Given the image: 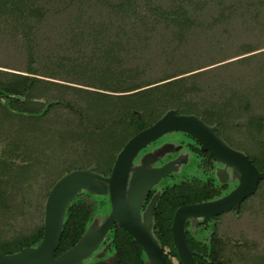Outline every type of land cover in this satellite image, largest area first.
Segmentation results:
<instances>
[{
    "label": "trees",
    "instance_id": "1",
    "mask_svg": "<svg viewBox=\"0 0 264 264\" xmlns=\"http://www.w3.org/2000/svg\"><path fill=\"white\" fill-rule=\"evenodd\" d=\"M227 1L0 0V214L10 213L13 198L22 194L28 209L43 215L39 224L0 239L1 254H14L41 241L45 201L57 180L76 169L107 177L127 140L170 109L214 126L226 144L264 171L262 84L258 82L257 88L246 82L247 86L230 75L222 81L208 77L264 50L256 52L257 45L247 44L231 56L239 58L222 64L212 66L231 57L177 71L165 69L168 60L175 59L173 52L182 47L185 31L207 9H215L212 23L237 15L233 10L241 1ZM261 1L253 5L248 20L260 21ZM196 151L203 157L200 167L211 169L212 156ZM263 183L264 179L258 181L239 210ZM231 187L206 178L161 189L151 231L168 264L170 256L180 264L170 230L175 209L215 198ZM104 198L108 204V195L87 189L74 195L64 213L55 256L77 243L95 210L104 207ZM195 226L204 229L205 223ZM217 237L213 232L202 244L185 230L197 264H224L220 249L227 241ZM108 238L118 264H149L118 224L109 229Z\"/></svg>",
    "mask_w": 264,
    "mask_h": 264
},
{
    "label": "water",
    "instance_id": "2",
    "mask_svg": "<svg viewBox=\"0 0 264 264\" xmlns=\"http://www.w3.org/2000/svg\"><path fill=\"white\" fill-rule=\"evenodd\" d=\"M215 129L195 115L177 114L174 109H170L153 124L127 140L116 155L109 176H101L90 169H76L65 174L56 181L47 195L41 241L34 247H24L14 254L0 253V264H75L96 247L114 222L130 234L149 264H168L151 231L157 195L151 199L142 219L140 208L148 189L175 169V161L157 168L145 167L148 162L158 160V157L147 154L141 166L133 169L132 164L139 151L173 131L193 137L199 142L200 150L207 151L214 160L231 169L237 179V185L223 196L180 206L173 214L170 230L177 258L180 264H197L194 258L197 253L188 247L185 239L186 220L212 219L231 209L237 213L239 204L253 194L258 181L264 179V171H258L242 151L226 144ZM132 169L133 174L129 179ZM80 189H87L97 195L108 193L111 211L97 231L86 230L76 244L55 257L65 210ZM113 264H117V261Z\"/></svg>",
    "mask_w": 264,
    "mask_h": 264
},
{
    "label": "rangeland",
    "instance_id": "3",
    "mask_svg": "<svg viewBox=\"0 0 264 264\" xmlns=\"http://www.w3.org/2000/svg\"><path fill=\"white\" fill-rule=\"evenodd\" d=\"M224 1V0H223ZM230 0L227 1V4ZM239 8H234L232 17H223L220 21L212 23L215 16V9L203 13V18L186 30L188 35L184 37V43L178 51H174V60L169 59L165 69L168 71L185 69L186 67H195L196 65H205L211 61H219L226 56L231 57L234 53L239 52L245 45H257L260 49L256 52L264 50V11L260 21L248 20V14L252 16L253 5L262 4L261 0H240ZM237 2V1H235ZM221 3V0H220ZM252 10V12H251ZM225 13V12H224ZM247 16L242 18L241 16ZM224 16H227L225 14ZM162 45V42H161ZM155 48V52H158ZM167 52V48L164 49ZM239 57H231L225 61L216 63L212 66L225 63L237 59ZM237 60L229 66H224L220 71L209 73V76H215L216 81L227 80L228 76L233 79H240L244 84L249 82L250 86L258 88V82L262 84L264 89V54H258L250 57L245 63H239ZM208 66L206 68L212 67ZM205 69V68H203ZM155 70V69H154ZM154 70H151L153 73ZM150 72V71H149ZM223 73V74H222ZM220 77V78H219ZM246 84L247 86H249ZM180 142H183L181 144ZM192 139L188 138L181 132H169L159 137L152 143L148 144L143 151H148L153 157H162L164 155L183 156L186 162L183 163L170 175L162 177L158 181V188H164L170 184L179 183L180 181L195 182L204 181L206 178H212L217 185L222 182H228L231 186L235 184V179L228 180L229 168L222 163L214 162L211 170L202 169L199 161L203 158L200 154L193 155L187 149L186 144H194ZM234 148V147H233ZM249 150V149H248ZM249 152H252L249 150ZM231 178V177H230ZM226 180V181H225ZM237 185V184H236ZM233 189V188H232ZM103 195V194H102ZM102 208L96 209L94 216L103 218L109 213V205L105 201ZM13 207L10 213L2 216L0 214V239L13 236L23 231L24 228L32 227L41 222V210L35 212L36 208L30 207L29 201L25 197L15 195L13 198ZM264 183L254 196L249 197L242 205L238 213L224 212L213 219L198 218L193 222L205 223V228L200 229L197 226H189L188 222L185 230L190 232V236L198 243H206L209 241L213 232L220 236L219 239L226 242L220 249L224 256V264H261L264 261ZM32 213V214H31ZM36 213V214H35ZM39 213V214H37ZM195 224V223H194ZM188 235V234H186ZM168 249H166V252ZM107 255H112V249L107 250ZM260 260L261 262H254ZM171 264H179L178 261L170 256Z\"/></svg>",
    "mask_w": 264,
    "mask_h": 264
},
{
    "label": "flooded vegetation",
    "instance_id": "4",
    "mask_svg": "<svg viewBox=\"0 0 264 264\" xmlns=\"http://www.w3.org/2000/svg\"><path fill=\"white\" fill-rule=\"evenodd\" d=\"M178 132V131H176ZM182 133V132H181ZM185 136H187L188 138L191 139V137L185 133H183ZM195 140V139H194ZM192 139V141H194ZM198 142V141H197ZM181 144H183V142H180ZM194 144H186L187 145V149H189L190 153L193 155L196 154L198 155L196 149L199 148L200 149V144L198 142V144L195 143V141L193 142ZM202 151V150H201ZM147 154H151L149 153L148 151H143V149L141 151H139V153L137 154V156L133 159V164H132V168L135 169L139 166L142 165V161L144 160V157L147 155ZM169 161H175L174 162V166H175V169L174 171L179 168L183 163L186 162V158L183 157L182 155L181 156H173V155H164L162 156L161 158H158V160H155V161H150L148 162L147 166L145 167H151V168H157V167H160L161 165L169 162ZM216 160H214L215 162ZM213 162V163H214ZM217 162V161H216ZM213 163L211 165V167L209 168H213ZM204 165L203 164V160L201 158V160L199 161V166L200 165ZM133 169L130 171L129 173V179L130 177L132 176L133 174ZM209 169V170H211ZM208 170V171H209ZM231 170V169H230ZM172 173V171L168 174L170 175ZM109 176V175H108ZM231 177V178H230ZM210 178V177H208ZM225 179H228L229 181L230 180H234L235 179V184L226 192L228 193L232 188H234L237 184V179L236 177L232 174V171H229L228 175L225 176ZM212 180V178H211ZM213 182V181H212ZM231 182V181H230ZM223 183V182H222ZM221 183V184H222ZM158 182L156 184H153L147 191V193L145 194L144 198H143V201H142V205H141V208H140V217L141 219L143 218V215H144V212L147 208V206L149 205L151 199L153 198L154 195H157V200L159 198V195H160V192H161V188H158L157 186ZM216 184V183H215ZM153 191V193H151ZM226 193H223L222 195L220 196H223L224 194ZM105 195V194H104ZM106 195H108V193H106ZM220 196H217L215 198H212V199H216ZM212 199H209V200H212ZM157 200L155 201V205H156V202ZM209 200H205V201H209ZM108 202H109V196H108ZM201 202H204V201H201ZM199 203V202H197ZM187 204H193V203H187ZM187 204H184V205H187ZM109 205V213L111 211V207H110V203H108ZM184 205H181V206H184ZM240 205V204H239ZM155 207V206H154ZM180 207V206H179ZM178 208V207H177ZM176 208V209H177ZM175 209V210H176ZM239 210V209H238ZM232 211L234 214L236 213L233 209L229 210L228 212ZM175 212V211H174ZM109 213H107V215H105L103 218H98V217H95L93 215L92 219L90 220V223L88 224V227L86 230L88 229H91L92 231H97L100 226L102 225V223L106 220V218L108 217ZM174 214V213H173ZM218 216V215H217ZM216 217V216H214ZM213 217V218H214ZM173 218V216H172ZM212 218V219H213ZM198 219V218H197ZM204 219H207V218H204ZM194 221V219L192 218H189L186 220L185 222V226L188 222V225L191 226L192 222ZM172 222V221H171ZM194 223L196 222H193V226L195 225ZM114 224H118L117 222H114L109 228L108 230L105 232L104 236L102 237V239L99 241V243L96 245V247L84 258H82L79 262H76L75 264H113L114 261L116 260L117 261V264H118V260H117V256L114 254L113 252V248L111 246V241L110 239L108 238V232H109V229L111 227H113ZM120 226V224H118ZM185 226H184V232H185ZM125 232H127L122 226H120ZM85 233V232H84ZM83 233V234H84ZM82 234V235H83ZM127 234L130 236V234L127 232ZM217 236V235H216ZM131 237V236H130ZM219 237V236H218ZM217 237V238H218ZM132 238V237H131ZM80 239V238H79ZM133 239V238H132ZM134 240V239H133ZM136 243V242H135ZM112 249V255H107V250L109 249ZM66 251V250H65ZM195 252V251H194ZM63 253V252H62ZM60 255V254H59ZM57 257V256H55Z\"/></svg>",
    "mask_w": 264,
    "mask_h": 264
}]
</instances>
